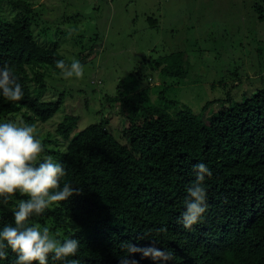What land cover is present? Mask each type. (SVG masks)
I'll list each match as a JSON object with an SVG mask.
<instances>
[{
  "label": "trees",
  "instance_id": "obj_1",
  "mask_svg": "<svg viewBox=\"0 0 264 264\" xmlns=\"http://www.w3.org/2000/svg\"><path fill=\"white\" fill-rule=\"evenodd\" d=\"M254 1L262 22L264 0ZM8 2L17 15L0 22V64L12 67L24 97L15 103L0 97V123L20 113L24 124H45L61 108L62 97L41 101L31 83L44 93L46 71L59 73L55 62L62 55L36 41L28 0ZM155 66L176 85L186 74L183 53ZM133 75L135 83L125 90L118 86L116 96L107 98L128 122L118 139L107 131L108 116L71 138L79 120L65 116L55 130L65 142L63 150L57 141L43 139L40 159L51 156L62 163L67 174L61 187L69 183L81 194L54 204L37 223L61 241L78 239L80 249L69 259L79 264H120L123 243L144 248L152 241L174 253L168 264H264V87L240 101L227 95L206 123L205 113L216 101L205 103L200 114L184 105L171 114L178 102L167 99L162 89L153 100L148 87H139V72ZM198 163L212 171L204 182L207 210L198 224L185 229L178 218ZM24 198L17 194L13 199ZM9 224L14 226L12 211L0 206V229ZM162 227L166 233L157 232ZM5 251L7 259L0 264H14L16 254ZM130 258L155 264L140 253ZM48 264L61 262L49 257Z\"/></svg>",
  "mask_w": 264,
  "mask_h": 264
},
{
  "label": "rangeland",
  "instance_id": "obj_2",
  "mask_svg": "<svg viewBox=\"0 0 264 264\" xmlns=\"http://www.w3.org/2000/svg\"><path fill=\"white\" fill-rule=\"evenodd\" d=\"M8 1L0 0V22L17 15ZM28 1L36 41L56 47L66 63L77 59L84 66L83 78L65 79L61 70H47L42 94L31 83L33 96L41 101L62 97L59 111L36 124L37 138L55 140L61 150L65 142L55 130L65 116L79 120L70 138L106 116L107 131L120 137L128 122L107 98L116 96L118 86L125 90L135 83V70L139 87H148L153 100L162 89L167 99L178 102L171 114L182 105L200 114L205 103L216 101L205 113L206 123L227 95L240 101L264 87V21L257 19L254 0ZM178 53L184 55L186 74L176 85L162 77L155 63L167 64ZM8 118L3 123L23 122L20 113ZM37 219L32 217L31 224H38Z\"/></svg>",
  "mask_w": 264,
  "mask_h": 264
},
{
  "label": "clouds",
  "instance_id": "obj_3",
  "mask_svg": "<svg viewBox=\"0 0 264 264\" xmlns=\"http://www.w3.org/2000/svg\"><path fill=\"white\" fill-rule=\"evenodd\" d=\"M65 79L83 78L84 66L73 59L55 62ZM0 97L15 103L24 97V91L18 82L12 67L8 63L0 64ZM36 125L20 122L0 123V206L12 204L11 211L14 226L9 224L0 229V259H7L6 248L16 254L14 264H48L49 257L61 264H79L75 257L80 249V241L68 238L63 241L50 234L47 226L31 224L32 217L42 216L54 204L64 202L81 191L69 183L61 187L60 180L67 173L62 163L51 156H44L42 142L37 138ZM195 180L187 187L185 210L178 218V223L185 229L198 224L207 210V192L205 178L212 176V171L204 163L194 165ZM19 194L24 199L14 200ZM166 233L167 228L157 229ZM125 254L119 257L120 264H139L130 258L140 253L155 264H168L174 253L158 247L156 241L150 246L139 248L131 242L121 245Z\"/></svg>",
  "mask_w": 264,
  "mask_h": 264
}]
</instances>
